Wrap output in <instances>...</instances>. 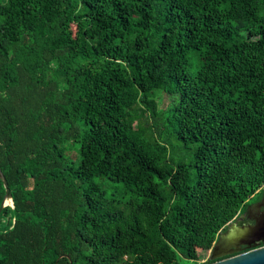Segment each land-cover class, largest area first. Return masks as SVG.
Returning <instances> with one entry per match:
<instances>
[{
    "label": "trees",
    "instance_id": "trees-1",
    "mask_svg": "<svg viewBox=\"0 0 264 264\" xmlns=\"http://www.w3.org/2000/svg\"><path fill=\"white\" fill-rule=\"evenodd\" d=\"M0 169V264H198L264 187V0H0Z\"/></svg>",
    "mask_w": 264,
    "mask_h": 264
},
{
    "label": "water",
    "instance_id": "water-1",
    "mask_svg": "<svg viewBox=\"0 0 264 264\" xmlns=\"http://www.w3.org/2000/svg\"><path fill=\"white\" fill-rule=\"evenodd\" d=\"M0 179L5 188V197L0 205V214L7 207L14 208L12 191L10 185L0 169ZM259 226H242L236 227L234 224L228 226V231L221 234L210 250V264H264V246L254 247L247 252L240 249L228 251L230 247L238 245H252V242L260 241L263 238L259 236ZM249 241H248V240ZM264 240V239H263ZM240 242V243H239Z\"/></svg>",
    "mask_w": 264,
    "mask_h": 264
},
{
    "label": "flooded vegetation",
    "instance_id": "flooded-vegetation-1",
    "mask_svg": "<svg viewBox=\"0 0 264 264\" xmlns=\"http://www.w3.org/2000/svg\"><path fill=\"white\" fill-rule=\"evenodd\" d=\"M251 197V201L247 203L246 208L241 211L230 224H234L235 228L242 226H259V229L261 230L258 235L264 239V187L259 189ZM263 239L252 242L251 247L247 245H238L235 247H230L228 251H233L236 248L242 250L243 252H247L254 247H263Z\"/></svg>",
    "mask_w": 264,
    "mask_h": 264
},
{
    "label": "rangeland",
    "instance_id": "rangeland-1",
    "mask_svg": "<svg viewBox=\"0 0 264 264\" xmlns=\"http://www.w3.org/2000/svg\"><path fill=\"white\" fill-rule=\"evenodd\" d=\"M139 116H140V120L139 122L142 124L143 127H147V133L150 137L156 138V139H160L159 138V134L156 132V130H154L153 128L151 129V119L149 118L148 114L146 115H142L141 112H138ZM138 124V122H137ZM149 128L151 130H149ZM251 198H249L248 203L251 201ZM200 261L198 262V264H205L207 262V260L210 258L211 254L210 251L209 252H200Z\"/></svg>",
    "mask_w": 264,
    "mask_h": 264
}]
</instances>
